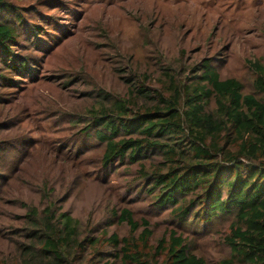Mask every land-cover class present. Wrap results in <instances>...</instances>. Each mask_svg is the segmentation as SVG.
Returning a JSON list of instances; mask_svg holds the SVG:
<instances>
[{"label":"rangeland","instance_id":"374dc122","mask_svg":"<svg viewBox=\"0 0 264 264\" xmlns=\"http://www.w3.org/2000/svg\"><path fill=\"white\" fill-rule=\"evenodd\" d=\"M10 1L22 23L41 24L38 37L29 36L38 45L14 51L27 56L34 71L22 75L0 104V140L22 150L7 186L13 208L10 203L0 208V258L17 259V246L25 244L22 205L41 208L46 191L39 190L45 183L55 188L54 198H66L62 212L77 220L81 240L105 231L107 237H126V225H106L111 211L126 200H133L129 206L136 221L150 223L152 243L178 230L168 211H154L149 197L135 192L137 167L102 172V146L90 136L82 139L91 109L104 96L110 102L125 98L130 82L158 87L159 65L185 76L212 59L224 76L253 79L249 63H264V0ZM219 228L208 232L187 223L179 232L197 256L218 264L230 255L223 241L226 228ZM94 258L89 254L77 264H97Z\"/></svg>","mask_w":264,"mask_h":264},{"label":"trees","instance_id":"16d2710c","mask_svg":"<svg viewBox=\"0 0 264 264\" xmlns=\"http://www.w3.org/2000/svg\"><path fill=\"white\" fill-rule=\"evenodd\" d=\"M40 24L22 23L17 6L0 0V104L22 75L34 71L27 56L14 51L38 45L31 37H38ZM19 37L24 42L17 43ZM249 65L251 80L224 76L212 59L185 76L159 65L160 87L130 82L125 98L110 102L104 96L91 109L82 139L90 136L102 146V172L137 167L135 192L149 197L154 211H168L178 230L152 243L150 223L136 221L133 200H126L106 222L126 225V237H107L105 231L81 240L77 220L62 212L66 198H54L55 188L45 183L41 208L22 205L25 244L17 246V259L0 258V264H77L89 254L97 264H207L179 232L187 223L208 232L226 228L230 255L218 264H264V63ZM143 75L149 77L147 71ZM127 105L137 112L131 114ZM2 141L0 208L12 207L7 186L22 156L19 145L4 147Z\"/></svg>","mask_w":264,"mask_h":264}]
</instances>
